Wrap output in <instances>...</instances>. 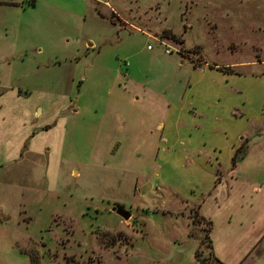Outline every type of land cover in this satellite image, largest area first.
I'll return each mask as SVG.
<instances>
[{
  "label": "rangeland",
  "instance_id": "1",
  "mask_svg": "<svg viewBox=\"0 0 264 264\" xmlns=\"http://www.w3.org/2000/svg\"><path fill=\"white\" fill-rule=\"evenodd\" d=\"M0 2V264H264V0Z\"/></svg>",
  "mask_w": 264,
  "mask_h": 264
},
{
  "label": "crops",
  "instance_id": "2",
  "mask_svg": "<svg viewBox=\"0 0 264 264\" xmlns=\"http://www.w3.org/2000/svg\"><path fill=\"white\" fill-rule=\"evenodd\" d=\"M28 1H31L32 3H34V4H32L31 6H26L25 5V2H26V0H23V3H22V5H21V9H22V11L23 12H27V11H29V10H31V11H37V9H38V6H39V0H28ZM47 1V3L46 2H44V4H46V6L48 7V10H49V12H51V11H53V9H55V3H51V0H46ZM82 1V3L84 4V10H82V9H80V8H78V11H77V13L78 14H84V15H87L88 13H89V6H88V4H87V2H84V0H81ZM10 3H12V2H10ZM12 4H14L13 6L12 5H8V3H2V2H0V6H4V7H17V6H19L20 7V4H16V3H12ZM74 12V11H73ZM73 14H75V13H73ZM72 14V15H73ZM129 76V75H128ZM125 81H127V82H124V84L126 85V86H128L127 88L126 87H123L122 86V83H121V85L119 86V87H122V88H119L118 90H117V93H118V95L122 98V102H121V104L123 105V106H125L126 108H129L130 110H135L136 111V121L139 123V129L141 130V131H144V130H146L147 129V131L145 132V133H148V131L150 130H152V129H154V128H152V126H154V125H156V122H158V121H160L161 119H159V118H157L156 120H152V119H150V118H147V116L148 115H146V114H144V113H142L141 111H140V106H139V104L140 103H143L145 100H146V98H147V93H149V91L146 89V88H144V87H142V88H139L138 86H136L135 85V83L134 82H131L130 83V79L129 78H127V80L125 79ZM136 94H139V99L135 96ZM168 96V95H167ZM72 106L74 107V104H72ZM78 111H76V110H74L73 111V113L74 114H76ZM133 113H134V111H133ZM37 114H39V113H37ZM139 114L141 115V118L139 117ZM149 115H151L150 113H148ZM152 128V129H151ZM160 128H162V123H159V124H157L156 126H155V129L156 130H158V131H160L159 129ZM161 131H163V128H162V130ZM146 135V134H145ZM133 137V136H132ZM119 145V144H118ZM132 149V148H131ZM123 150V153L124 152H126L125 151V149H124V147H122V146H119V150L117 151V153H116V155H112V153H110V155H111V159H112V162H114V163H117V161H120V159H118L119 158V156H120V153H121V151ZM158 153H159V149L155 152V154L151 157L152 158V160H153V158H154V156L156 157V156H158ZM141 156V155H140ZM96 159V158H95ZM97 161H98V164H102L100 161H99V159L97 158L96 159ZM96 160H94V162L96 161ZM213 243V242H212ZM212 246H213V244H212ZM221 264V263H220Z\"/></svg>",
  "mask_w": 264,
  "mask_h": 264
},
{
  "label": "trees",
  "instance_id": "3",
  "mask_svg": "<svg viewBox=\"0 0 264 264\" xmlns=\"http://www.w3.org/2000/svg\"><path fill=\"white\" fill-rule=\"evenodd\" d=\"M239 153H241V158L238 157L239 156ZM246 155V148L243 146L240 151H238L237 155L233 158V166L235 167L237 162L242 160ZM196 215L197 217L199 216V208L196 210ZM200 219H204L203 217H201ZM210 224V226L207 228L206 230V237L205 239L209 241V247L212 249V241H211V238H210V233L212 231V224L211 222H208ZM196 257L197 259L202 263V264H205L202 262V260L199 258V255L198 253H196Z\"/></svg>",
  "mask_w": 264,
  "mask_h": 264
},
{
  "label": "water",
  "instance_id": "4",
  "mask_svg": "<svg viewBox=\"0 0 264 264\" xmlns=\"http://www.w3.org/2000/svg\"><path fill=\"white\" fill-rule=\"evenodd\" d=\"M112 211L125 221H128L131 218V214L122 207H115Z\"/></svg>",
  "mask_w": 264,
  "mask_h": 264
}]
</instances>
